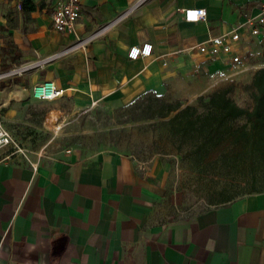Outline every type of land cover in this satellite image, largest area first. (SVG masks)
Listing matches in <instances>:
<instances>
[{"label": "crops", "instance_id": "0c3cea01", "mask_svg": "<svg viewBox=\"0 0 264 264\" xmlns=\"http://www.w3.org/2000/svg\"><path fill=\"white\" fill-rule=\"evenodd\" d=\"M136 1L80 0L73 30L57 32L53 0H0V72L59 51ZM261 3L142 0L84 49L0 81L2 125L11 134L32 106L63 97L83 107L170 93L193 104L210 77L190 69L240 65L251 78L264 67V28L252 36L241 29L232 51L216 57L192 47L256 15ZM186 7L203 8L205 18L185 22ZM142 43L150 55L128 59V47ZM43 80L62 94L33 98L32 85ZM11 151L0 150V264H264V192L187 212L166 194L165 168L143 173L117 150L69 148L49 164L23 162Z\"/></svg>", "mask_w": 264, "mask_h": 264}, {"label": "rangeland", "instance_id": "374dc122", "mask_svg": "<svg viewBox=\"0 0 264 264\" xmlns=\"http://www.w3.org/2000/svg\"><path fill=\"white\" fill-rule=\"evenodd\" d=\"M190 71L193 76L210 77L203 79L205 85L200 95L228 87V96L237 105L251 106V69L235 65L222 71L205 67ZM156 96L166 101L183 102L170 93ZM133 100L121 103L106 99L73 107L69 97H63L32 106L27 113L29 120L11 129L15 144L11 157L27 163L49 164L69 148L90 152L117 150L127 154L143 173L155 165L165 168L166 194L175 198L177 210L187 212L202 208L210 199L219 200L222 197L219 191H225L224 196L246 194L248 185L244 181L248 177L247 171L227 175L195 167L191 160L182 157L175 149L174 140L166 130L165 118L137 116L143 107L130 111L127 107ZM196 103L195 97L193 105ZM241 122L242 118H238L233 123Z\"/></svg>", "mask_w": 264, "mask_h": 264}, {"label": "trees", "instance_id": "16d2710c", "mask_svg": "<svg viewBox=\"0 0 264 264\" xmlns=\"http://www.w3.org/2000/svg\"><path fill=\"white\" fill-rule=\"evenodd\" d=\"M251 106L237 105L228 96V87L198 95L197 103L182 105L179 100L166 101L144 93L128 109L143 107L137 116L165 118L167 133L182 157L195 167L215 173L247 171L246 194L264 192V67L250 78ZM136 116V117H137ZM135 118V117H134ZM242 122L234 124V120ZM209 203L228 202L235 196L223 195Z\"/></svg>", "mask_w": 264, "mask_h": 264}, {"label": "built area", "instance_id": "2783aa9c", "mask_svg": "<svg viewBox=\"0 0 264 264\" xmlns=\"http://www.w3.org/2000/svg\"><path fill=\"white\" fill-rule=\"evenodd\" d=\"M140 1L142 0L136 1L135 4L117 14L111 20L101 24L86 36L77 38L74 42L59 51L1 71L0 81L20 76L33 69H40L47 63L65 56L77 49H84L87 43L99 37L115 23L126 17L136 7V5L140 3ZM79 10L80 0H53L52 11L50 14L51 27L57 32H71L73 30L74 22L79 16ZM181 12L182 18L185 22H197L205 18V10L201 7H186L182 9ZM261 28H264V3H261L259 11L256 15L247 17L244 21L225 33L206 38L192 48H195L198 52L204 53L209 57H216L219 54H226L232 51V43L238 41L241 29L245 30L252 36L259 33ZM150 52L151 45L149 43L132 45L128 47L126 57L128 59H135L141 56L145 57L149 56ZM238 59L239 57L236 54H232L230 56V61L232 63L237 62ZM31 94L35 99L51 100L59 97L62 94V89L55 86L50 80H43L32 85ZM14 146L15 144L13 143L11 134L3 127L0 120V150L6 147H11L12 151L9 153L11 154L14 153Z\"/></svg>", "mask_w": 264, "mask_h": 264}]
</instances>
